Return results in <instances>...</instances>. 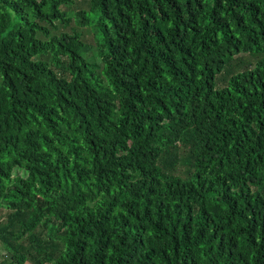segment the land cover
Wrapping results in <instances>:
<instances>
[{
    "label": "trees",
    "instance_id": "16d2710c",
    "mask_svg": "<svg viewBox=\"0 0 264 264\" xmlns=\"http://www.w3.org/2000/svg\"><path fill=\"white\" fill-rule=\"evenodd\" d=\"M76 1L0 0V264H264V0Z\"/></svg>",
    "mask_w": 264,
    "mask_h": 264
},
{
    "label": "rangeland",
    "instance_id": "374dc122",
    "mask_svg": "<svg viewBox=\"0 0 264 264\" xmlns=\"http://www.w3.org/2000/svg\"><path fill=\"white\" fill-rule=\"evenodd\" d=\"M62 9L65 10V7H63ZM82 9H84L83 3L80 2V0H77L75 4L70 6L68 13H66L67 18L71 19L77 11L82 10ZM68 27L70 30H73L76 33H79L81 35L82 42L87 43L89 45L91 44L90 35L86 28H78L72 23V21L68 25ZM205 209L210 215H215L219 211L218 208L212 205L211 203H205Z\"/></svg>",
    "mask_w": 264,
    "mask_h": 264
}]
</instances>
